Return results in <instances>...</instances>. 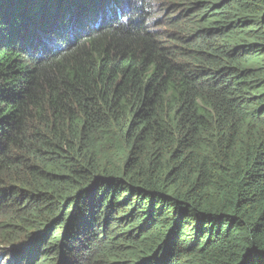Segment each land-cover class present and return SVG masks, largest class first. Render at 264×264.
I'll return each mask as SVG.
<instances>
[{
  "label": "trees",
  "instance_id": "16d2710c",
  "mask_svg": "<svg viewBox=\"0 0 264 264\" xmlns=\"http://www.w3.org/2000/svg\"><path fill=\"white\" fill-rule=\"evenodd\" d=\"M0 245L4 264L264 252V0H0Z\"/></svg>",
  "mask_w": 264,
  "mask_h": 264
},
{
  "label": "rangeland",
  "instance_id": "374dc122",
  "mask_svg": "<svg viewBox=\"0 0 264 264\" xmlns=\"http://www.w3.org/2000/svg\"><path fill=\"white\" fill-rule=\"evenodd\" d=\"M170 8H167L165 13L162 15V20L165 21V23H167V21H169L170 19H175L180 14V7L179 6H176L175 11L172 14H171ZM11 247L16 248L17 246L10 245V248ZM4 251H5L4 247L0 245V252H4ZM4 259H5V257H3V256L0 257V264H4Z\"/></svg>",
  "mask_w": 264,
  "mask_h": 264
},
{
  "label": "snow or ice",
  "instance_id": "6c2138e0",
  "mask_svg": "<svg viewBox=\"0 0 264 264\" xmlns=\"http://www.w3.org/2000/svg\"><path fill=\"white\" fill-rule=\"evenodd\" d=\"M250 257H253V254H249ZM247 264H264V252L256 253L255 258L250 259L247 261Z\"/></svg>",
  "mask_w": 264,
  "mask_h": 264
}]
</instances>
